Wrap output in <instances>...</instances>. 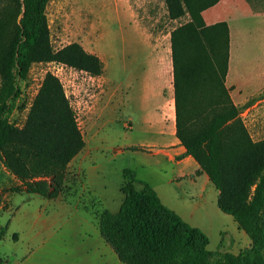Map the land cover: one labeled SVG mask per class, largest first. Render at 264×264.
I'll return each instance as SVG.
<instances>
[{
  "label": "trees",
  "instance_id": "16d2710c",
  "mask_svg": "<svg viewBox=\"0 0 264 264\" xmlns=\"http://www.w3.org/2000/svg\"><path fill=\"white\" fill-rule=\"evenodd\" d=\"M220 0H164L170 20H189L170 33L175 137L218 192L219 211L250 241L238 255L208 250L207 237L162 205L153 189H133L124 170L123 202L98 215V230L122 264H264V141L253 142L225 86L229 29L207 26L202 13ZM0 14V172L9 192L47 201L64 192L67 169L85 142L63 87L47 73L21 128L11 122L34 64L56 63L98 78L103 63L78 43L54 50L49 0H6ZM141 150V149H139Z\"/></svg>",
  "mask_w": 264,
  "mask_h": 264
},
{
  "label": "rangeland",
  "instance_id": "374dc122",
  "mask_svg": "<svg viewBox=\"0 0 264 264\" xmlns=\"http://www.w3.org/2000/svg\"><path fill=\"white\" fill-rule=\"evenodd\" d=\"M245 2L264 14V0ZM6 6V0H0V14ZM45 15L53 49L78 43L101 60L103 73L92 78L60 64L42 63L32 65L27 78L19 81L21 96L11 122L23 126L44 76L50 73L60 81L76 113L85 148L69 165L64 192L56 200L10 193L14 180L0 172V264H119L99 236L98 215L104 210L116 212L122 204L115 199L123 197L124 170L136 172L137 181L151 184L161 174L156 158L139 150L152 137L144 126V114L154 113L160 87L173 96L170 33L189 18L170 20L164 0H49ZM212 15L207 14L208 22ZM231 18L239 62L232 58L230 73L236 71L240 78L264 76L260 71L264 66L257 69L254 63L259 58L264 63V46H260L264 17ZM240 83L230 78L227 82L235 94L239 118L253 142L264 141V81ZM172 100L167 101L171 113ZM258 101L259 110L245 114ZM89 166L98 175L91 180L86 178ZM164 168L171 167L165 164ZM137 181H132V187L140 190ZM94 186L108 192L106 199ZM180 192L169 187L162 205L177 211ZM227 217L229 223L212 216L203 219L206 235L201 232L210 252L236 256L250 243Z\"/></svg>",
  "mask_w": 264,
  "mask_h": 264
},
{
  "label": "crops",
  "instance_id": "0c3cea01",
  "mask_svg": "<svg viewBox=\"0 0 264 264\" xmlns=\"http://www.w3.org/2000/svg\"><path fill=\"white\" fill-rule=\"evenodd\" d=\"M246 2L245 0H220L215 6L205 10L202 13L203 20L207 26H211L219 22H225L226 24H228L230 42H229L228 71L225 78L226 88H228L227 82L229 78L230 81L235 80L236 82H238V84L240 83V81H242L243 85L248 82H250V85L253 84L257 85L260 84L262 81H264V76H261L262 78L261 77L240 78L236 71H233L232 74L230 73L229 64L230 61H232V58L234 59V61L239 62V57L237 56V53H239L237 52L238 49L234 50V45L232 42L231 16L238 17L240 19L247 17L255 18V17H259L260 15L264 17V14L257 13L255 9L251 7L249 4L247 5ZM216 12L218 14H215ZM209 13L213 14L211 16L212 19L211 22H208L206 17L207 14ZM220 13L225 14L226 17L222 18V16L219 15ZM236 31L237 33L240 34V31L238 30ZM260 46L263 47L264 44H261ZM254 63L257 65V69H259V67L264 66V63L260 58L255 59ZM260 71H264V68L261 69ZM229 94H230V98L233 101V104L236 106V102L233 98V96L235 95L234 92H231L229 89ZM157 97L159 98V100H158V105L154 110V113L144 114V126L146 127V130L152 132L151 143L148 144L147 146L139 147V149H141L143 153L156 158L155 164L157 169L161 172V174H158L156 179L154 180L155 182L151 184L150 182L137 181V174L136 172H134L135 180L140 183L139 186H142V184H147L148 186H150L153 189V191L156 193L157 197L159 198L162 204H164L162 199H166V195L169 192V187L173 186L177 190H180L181 191L180 194L177 195L178 210L177 211L173 210L174 213H178V216L184 222L189 224L191 227L202 231L205 234L206 228L205 225H203V219L210 220L212 216V217H217L219 219L222 218V220L225 221V223H229L230 221L229 219H227L228 217L224 214L219 216L220 214L218 211L219 209L218 210L216 209L218 208L217 207L218 192L210 184L208 177L205 174L203 173L197 174L198 172H200L199 166L191 157L185 156V150L180 146L178 140L175 137L174 112L171 113L169 109H167V101H170L171 98L173 97L171 91L168 93L167 92L164 93L163 87H160L157 92ZM260 103L261 101H258L255 104H253L250 108L246 110L245 114H247L248 112H252L254 110L255 111L259 110L258 108ZM172 104L174 106L173 100H172ZM135 153H137V151ZM80 154H78L71 161V163L75 161L80 156ZM165 164L171 167L168 171H165L164 168ZM97 176L98 175L94 167L89 166L86 170V178L88 177L89 180H91L93 177L96 178ZM123 180L124 178L122 177V181ZM94 188L97 191L96 193L99 194L101 198L106 199L107 197L106 193H108L106 190L104 189L102 190L96 186H94ZM122 198H123L122 195L116 197L115 202L118 204L122 203ZM120 206L121 204L119 205V208ZM116 212H112V213H116ZM100 238L102 239L101 236ZM111 254L114 256L117 262H119L113 250L111 251ZM119 264L122 263L119 262Z\"/></svg>",
  "mask_w": 264,
  "mask_h": 264
}]
</instances>
